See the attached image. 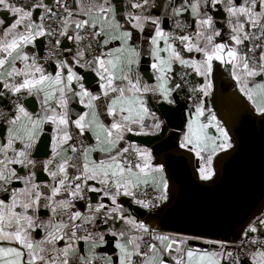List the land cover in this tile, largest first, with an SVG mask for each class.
I'll use <instances>...</instances> for the list:
<instances>
[{
    "label": "crops",
    "instance_id": "crops-1",
    "mask_svg": "<svg viewBox=\"0 0 264 264\" xmlns=\"http://www.w3.org/2000/svg\"><path fill=\"white\" fill-rule=\"evenodd\" d=\"M128 1L68 0L58 61L39 65L51 0H0V104L20 95L27 102L0 124V264H227L220 249L163 234L139 252L144 227L130 211L140 205L133 192L149 187L164 198L167 184L149 149L131 137L158 131L149 98L176 95L172 72L185 67L204 97L186 111L180 141L208 169L228 146L209 111L213 62L230 63L239 90L264 110V38L261 70L246 64V31L264 0H141L130 8ZM171 17L185 19L190 32L169 36ZM84 28L96 38L91 57L80 51ZM148 115L156 117L152 128ZM72 131L87 140L89 203L69 184ZM45 133L47 156L34 158ZM127 151L135 157L124 160ZM96 211L116 220L101 224ZM237 264H264V243Z\"/></svg>",
    "mask_w": 264,
    "mask_h": 264
},
{
    "label": "water",
    "instance_id": "water-1",
    "mask_svg": "<svg viewBox=\"0 0 264 264\" xmlns=\"http://www.w3.org/2000/svg\"><path fill=\"white\" fill-rule=\"evenodd\" d=\"M209 76V111L228 146L212 155L204 171L193 149L180 141L189 106L175 94L149 98L159 129L131 140L149 149L167 186L158 208L134 204L130 211L150 230L236 243L264 214V110L256 112L239 90L230 63L213 62ZM47 148L45 133L33 157H46Z\"/></svg>",
    "mask_w": 264,
    "mask_h": 264
},
{
    "label": "built area",
    "instance_id": "built-area-1",
    "mask_svg": "<svg viewBox=\"0 0 264 264\" xmlns=\"http://www.w3.org/2000/svg\"><path fill=\"white\" fill-rule=\"evenodd\" d=\"M141 0H129L127 6L139 4ZM68 0H51L43 18L42 50L36 57L35 62L39 65H49L58 61V45L62 38L61 24L67 12ZM168 35L177 37L186 35L190 32L189 23L181 17H171L167 29ZM264 38V11L259 20L250 26L246 31V64L254 71L261 70L260 52ZM95 34L91 29L84 28L80 31V51L88 57L95 53ZM173 80L177 86V98L180 102L188 106L197 103L204 97L203 90L198 86L192 73L185 67H176L172 72ZM25 96L20 95L9 98L4 104H0V124L5 123L22 106ZM154 115H148L151 128L154 127ZM70 155L68 164L71 168L70 187L79 189L82 200L90 202V188L84 175L83 154L87 146V140L77 131H72L70 135ZM136 152L127 151L122 154L124 160H131ZM133 199L144 206L147 210H153L160 206L163 197L151 188H137L133 192ZM97 218L101 224L111 225L115 220V215L96 211ZM81 227L75 228L79 232ZM181 237L199 243L202 249H220L224 252L227 264H237L242 261L249 253L258 249L264 243V219H260L247 227L241 239L236 243L223 242L205 238L185 236L168 232H157L143 228L139 232L138 248L140 253H147L156 235Z\"/></svg>",
    "mask_w": 264,
    "mask_h": 264
},
{
    "label": "trees",
    "instance_id": "trees-1",
    "mask_svg": "<svg viewBox=\"0 0 264 264\" xmlns=\"http://www.w3.org/2000/svg\"><path fill=\"white\" fill-rule=\"evenodd\" d=\"M262 219H264V214H263V216H262Z\"/></svg>",
    "mask_w": 264,
    "mask_h": 264
},
{
    "label": "bare ground",
    "instance_id": "bare-ground-1",
    "mask_svg": "<svg viewBox=\"0 0 264 264\" xmlns=\"http://www.w3.org/2000/svg\"><path fill=\"white\" fill-rule=\"evenodd\" d=\"M141 205V204H140ZM142 206V205H141Z\"/></svg>",
    "mask_w": 264,
    "mask_h": 264
}]
</instances>
